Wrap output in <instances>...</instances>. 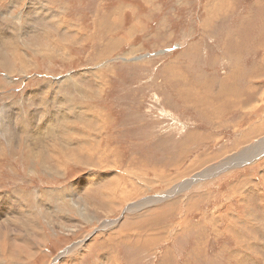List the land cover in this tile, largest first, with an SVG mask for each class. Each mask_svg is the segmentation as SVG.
<instances>
[{"label":"rangeland","instance_id":"1","mask_svg":"<svg viewBox=\"0 0 264 264\" xmlns=\"http://www.w3.org/2000/svg\"><path fill=\"white\" fill-rule=\"evenodd\" d=\"M0 264H264V0H0Z\"/></svg>","mask_w":264,"mask_h":264},{"label":"bare ground","instance_id":"2","mask_svg":"<svg viewBox=\"0 0 264 264\" xmlns=\"http://www.w3.org/2000/svg\"><path fill=\"white\" fill-rule=\"evenodd\" d=\"M13 3V2H12ZM35 5V4H34ZM9 8H11V5L8 7V10H9ZM35 9V8H34ZM28 11V10H27ZM9 12H10V10H9ZM29 12V11H28ZM5 15V14H4ZM43 20V19H42ZM45 36V35H44ZM7 40V39H6ZM43 43V42H42ZM40 44V43H39ZM41 49V48H40ZM40 52V51H39ZM43 52H44V50H43ZM41 55H42V53H41ZM44 55H45V53H44ZM14 69V68H13ZM72 79H70V81H71ZM76 87V86H75ZM60 90V89H59ZM56 96V95H55ZM88 106V105H87ZM85 109H86V107H85ZM84 114H82V116H83ZM91 115H89V117H90ZM79 117V116H78ZM84 117V116H83ZM34 118V117H33ZM85 120H86V118H84ZM57 120V119H56ZM92 120V119H91ZM6 121V120H5ZM33 121V120H32ZM78 121V120H77ZM84 121V120H83ZM90 121V120H89ZM54 122H56V121H54ZM64 122H66V121H64ZM74 122V121H73ZM80 122H81V120H80ZM86 122H87V120H86ZM40 123V122H39ZM88 123V122H87ZM90 123V122H89ZM88 123V124H89ZM59 124H63L62 122L61 123H59ZM11 125V124H10ZM45 125V124H44ZM63 125H65V124H63ZM91 125V124H90ZM26 126H27V124H26ZM81 127H85L86 128V126H81ZM9 128V127H8ZM64 128H65V126H64ZM63 128V129H64ZM70 128V127H69ZM89 128V127H88ZM66 129V128H65ZM64 129V130H65ZM81 129V128H80ZM27 130V129H26ZM70 129H68L67 131H69ZM83 131V130H82ZM93 131V130H92ZM8 132V131H7ZM70 132V131H69ZM79 132H81V131H79ZM72 133H74L75 134V132H72L71 131V135H72ZM90 133V132H89ZM92 133V132H91ZM9 134V133H8ZM73 134V135H74ZM84 134H86V133H84ZM258 134H260V132L258 133ZM34 135V134H33ZM65 135V134H64ZM70 135V140L69 139H67L66 138V141H69L68 143H70L72 140H73V138H74V136L72 137ZM79 135H82L81 133H79ZM32 136V135H31ZM37 135H35V137H36ZM84 136V135H83ZM88 137L90 136V135H87ZM82 137V136H81ZM76 138H79V137H76ZM82 138H84V137H82ZM81 138V139H82ZM86 139V138H85ZM60 140V139H59ZM250 140V139H249ZM73 141H75V140H73ZM76 142V141H75ZM81 142V141H80ZM87 142H90V141H87ZM86 142V143H87ZM73 143V142H72ZM71 143V144H72ZM82 143V142H81ZM74 144V143H73ZM76 144H74V146H75ZM57 147V146H56ZM56 147H52L51 148V151H52V155H56V153L55 152H57V154H58V156H56L58 159H59V161L60 162H63V159H65L64 157V155L63 154H61V152L56 148ZM77 147V146H76ZM75 148V147H74ZM64 151V150H63ZM89 151V150H88ZM237 163H239V162H235V164H237ZM235 164H233L232 163V165H235ZM44 171L46 172L47 170L46 169H44ZM209 172V171H208ZM250 178V177H249ZM219 180V179H218ZM187 184V183H186ZM183 187H185V184H182V185H179L175 190H173V191H171L170 193H173V194H175L174 192H176L179 188H183ZM179 192V191H178ZM178 192H176V193H178ZM182 193V192H181ZM172 194V195H173ZM162 196V195H161ZM137 199V198H136ZM158 200H160V199H158V198H155V197H150V198H148V199H146L144 202H142V201H140V202H137V203H139V205L137 204V203H135V204H133V205H128L127 206V209L125 210L126 212H128V211H131L133 208L134 209H137L138 207L139 208H142L144 205L142 204V203H146L147 201H148V203L149 204H156L157 202H158ZM163 200H165V199H163ZM67 205H68V203H67ZM72 206V205H71ZM78 207V205L77 204H75L73 207H75V208H77ZM69 207V206H68ZM73 207H72V209H73ZM2 208V207H1ZM124 211V210H123ZM75 212V211H74ZM5 211L4 212H2V214L3 215H5ZM16 213V212H15ZM123 213V212H122ZM61 215V214H60ZM19 216V215H18ZM132 219V218H131ZM12 220H13V218H12ZM11 221V220H10ZM15 222H17V221H15ZM136 222V221H135ZM132 224V223H131ZM131 224H128V225H131ZM136 225H137V223H136ZM121 226H124L123 224L121 225ZM34 231V230H33ZM24 232V231H23ZM40 232V231H39ZM27 233V232H26ZM68 233V232H67ZM23 235V234H22ZM21 235V236H22ZM28 235H30V234H28ZM32 235V234H31ZM33 236V235H32ZM31 236V237H32ZM39 236H41V235H39ZM146 237V236H145ZM39 238V237H38ZM23 239V238H22ZM24 240V239H23ZM26 240V239H25ZM36 240V239H35ZM19 241H21L20 239H19ZM27 241V240H26ZM26 241H24L25 243H26ZM30 241V240H29ZM37 241V240H36ZM39 242V241H38ZM31 243V242H30ZM22 244H24L23 242H22ZM29 244V243H28ZM27 244V245H28ZM76 244H78V243H76ZM76 244H73V245H71V247H69L68 248V250H66V251H70L72 248H74L75 246H76ZM34 245V244H33ZM83 246H85V245H83ZM31 247V246H30ZM81 247V246H80ZM79 248V247H78ZM29 250V249H28ZM30 252H31V250H30ZM37 254V253H36ZM73 254V253H72ZM24 255V254H23ZM61 255L62 254H59V256L56 258V259H58L59 257L61 258ZM72 257V256H71ZM21 262H23L24 263V261L23 260H21Z\"/></svg>","mask_w":264,"mask_h":264},{"label":"water","instance_id":"3","mask_svg":"<svg viewBox=\"0 0 264 264\" xmlns=\"http://www.w3.org/2000/svg\"><path fill=\"white\" fill-rule=\"evenodd\" d=\"M63 253V252H62ZM62 253H60V254H62ZM59 255V254H58Z\"/></svg>","mask_w":264,"mask_h":264}]
</instances>
